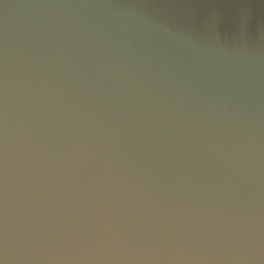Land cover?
Returning <instances> with one entry per match:
<instances>
[{
	"label": "water",
	"instance_id": "water-1",
	"mask_svg": "<svg viewBox=\"0 0 264 264\" xmlns=\"http://www.w3.org/2000/svg\"><path fill=\"white\" fill-rule=\"evenodd\" d=\"M0 264H264V0H0Z\"/></svg>",
	"mask_w": 264,
	"mask_h": 264
}]
</instances>
